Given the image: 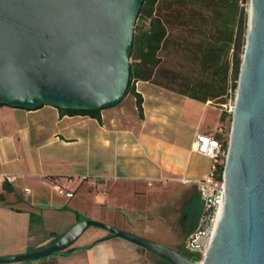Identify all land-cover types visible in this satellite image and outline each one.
Here are the masks:
<instances>
[{"label": "crops", "instance_id": "crops-1", "mask_svg": "<svg viewBox=\"0 0 264 264\" xmlns=\"http://www.w3.org/2000/svg\"><path fill=\"white\" fill-rule=\"evenodd\" d=\"M134 88L99 118L48 105L0 106V257L43 249L87 218L137 234L127 210L131 199L158 186L171 197L169 207L206 172L210 160L191 146L195 133L219 127L221 109L151 80ZM85 232L68 251L3 264H132L139 258V246L129 241L105 230Z\"/></svg>", "mask_w": 264, "mask_h": 264}, {"label": "water", "instance_id": "water-1", "mask_svg": "<svg viewBox=\"0 0 264 264\" xmlns=\"http://www.w3.org/2000/svg\"><path fill=\"white\" fill-rule=\"evenodd\" d=\"M144 0H0V106L102 111L131 84L134 26ZM224 194L200 261L110 224L74 223L34 260L70 248L91 226L168 264H264V0H250L224 161Z\"/></svg>", "mask_w": 264, "mask_h": 264}, {"label": "trees", "instance_id": "trees-1", "mask_svg": "<svg viewBox=\"0 0 264 264\" xmlns=\"http://www.w3.org/2000/svg\"><path fill=\"white\" fill-rule=\"evenodd\" d=\"M240 1L244 0H144L137 16V20L141 19L144 24L134 26L131 53L134 61L130 63L131 84L128 93L134 92L133 84L139 80H151L202 102L221 100L227 94L229 87L236 89L247 34L246 16L244 10L239 7ZM194 5L209 9L211 14L207 15L195 9ZM207 26L211 28L209 31ZM179 30L195 32L200 36L197 43L193 45L189 43V46L186 45L187 47L183 49L197 60L200 71L208 78L191 80L183 77L179 83H175L177 75L171 71H164L162 76L168 78L170 82L164 83L158 80L156 68L162 61L159 52L167 46L176 45V42L181 43L185 37L190 36V34L178 36L170 33ZM229 50H231L230 62L226 59ZM136 103L141 115L139 95L136 97ZM59 110L61 113L88 114L97 118L100 114L99 111ZM225 115L226 113L221 112V121L224 120ZM189 190L188 193L197 192L194 187ZM201 208L200 199L197 220ZM68 250L70 249L61 252ZM189 259L198 260L200 255L192 253Z\"/></svg>", "mask_w": 264, "mask_h": 264}, {"label": "rangeland", "instance_id": "rangeland-1", "mask_svg": "<svg viewBox=\"0 0 264 264\" xmlns=\"http://www.w3.org/2000/svg\"><path fill=\"white\" fill-rule=\"evenodd\" d=\"M249 2L250 0L239 2V7L242 8L245 12L246 27L248 21ZM194 8L197 10H201L207 15L211 14V11L209 9L200 8L198 5H194ZM142 24H144V22L141 19L136 20L135 22V25L137 26H140ZM206 28L208 31L211 29L208 26ZM170 33L171 35L178 36L183 34H190V36L185 37L183 40L181 39V43L180 41L176 42V45L172 47L167 46L165 49L159 52L162 61L156 68V71L158 72V80L164 83L170 82L168 78L162 76L164 74V71H171L175 75H177L178 78L175 83H179L183 77L191 80L203 79L206 77L208 78V76L200 71L197 60L194 59L190 54L186 53L183 49V47H185L186 45L189 46V43L191 45L197 43L200 39V36H198V34H196L195 32H184L180 30L178 32L172 31ZM230 58L231 50H229L227 54V61L230 62ZM129 61L130 63L134 61L131 56ZM133 85L135 87V84ZM231 90V95L227 93L221 98V100H211L215 105H217V107L221 109V112L226 113L225 118L223 121H221L219 127L215 131L211 132L213 136L219 138L223 142L228 141L230 132L232 114L228 113L225 110L224 104L228 106L229 102H233L235 98L234 89L231 88ZM130 94L131 93L127 92L126 96L120 103L125 101V99H127ZM189 189L190 188L185 191L184 195L181 194L178 199L174 200L173 205L169 207H166V205L164 204L172 202L171 197L166 193V190H162V188H159L158 186H154V192L147 195L146 197L131 199L127 203V210L129 211L131 218L134 220L133 225L135 226V229H137V231H135L137 232V235L153 240L167 247L168 244L173 245L181 254H183L187 258H190L192 252H190L186 248V241L190 233H192L196 227V221L200 206V196L197 194V192L188 193L190 191ZM156 207L157 210L155 214L164 218L163 222L162 220L156 218L153 214V211ZM177 213H179L178 218H176L177 216L175 217ZM88 231H104V229L91 226L85 233L87 234ZM82 239H84V236L78 241H82ZM138 252L139 258L135 263L132 264H166V262L163 261L162 258L158 257L148 250H145L144 248L139 247ZM202 258L194 261H200Z\"/></svg>", "mask_w": 264, "mask_h": 264}, {"label": "built area", "instance_id": "built-area-1", "mask_svg": "<svg viewBox=\"0 0 264 264\" xmlns=\"http://www.w3.org/2000/svg\"><path fill=\"white\" fill-rule=\"evenodd\" d=\"M231 87L227 93L231 95ZM236 89H234L235 95ZM235 99V98H234ZM234 107L233 102H229L228 106L224 104V108L228 113L232 114ZM192 150L207 157L210 160L208 169L198 179L193 181L202 201V208L199 214L196 227L187 238L186 248L200 255L202 258L210 244L213 236L214 226L217 218L218 209L224 194V161L226 157L227 143L208 133L197 132L194 134ZM15 179L14 175H7L6 180L11 182ZM55 189L59 194L72 196L70 191H65L58 185ZM28 192V190H27Z\"/></svg>", "mask_w": 264, "mask_h": 264}]
</instances>
